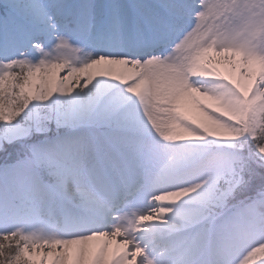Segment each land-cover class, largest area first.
Listing matches in <instances>:
<instances>
[{"label": "snow or ice", "instance_id": "6c2138e0", "mask_svg": "<svg viewBox=\"0 0 264 264\" xmlns=\"http://www.w3.org/2000/svg\"><path fill=\"white\" fill-rule=\"evenodd\" d=\"M0 264H264V0H0Z\"/></svg>", "mask_w": 264, "mask_h": 264}]
</instances>
